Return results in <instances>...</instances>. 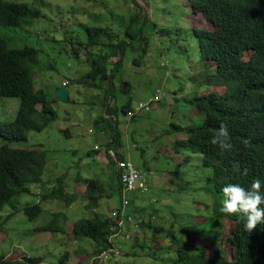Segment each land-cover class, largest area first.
Returning <instances> with one entry per match:
<instances>
[{"label":"rangeland","instance_id":"obj_1","mask_svg":"<svg viewBox=\"0 0 264 264\" xmlns=\"http://www.w3.org/2000/svg\"><path fill=\"white\" fill-rule=\"evenodd\" d=\"M9 1L27 3L36 10V16L27 15V21L21 26L0 24V35L9 48L30 45L38 49L37 62L30 68L34 87L44 89L54 99L52 105L57 113L45 129L29 130L26 140L11 142L10 146L45 150L44 178L49 183H56L62 177L68 191L82 195L85 185L78 184V175L106 181L117 170L115 153L110 155L112 159L106 153L110 129L107 126L102 131L95 124L97 118L106 116L103 105L107 101L105 96L110 90V81H97L99 86L84 82L90 57L87 46L83 45L87 43L88 27H103L106 30L100 33L99 40L121 43L125 48L122 62L114 71L111 84L115 90L108 104L120 108L131 100L135 106L138 101L152 97L157 88L163 93L150 112L140 111L133 120L120 109L116 112L123 135L120 154L144 171V166L150 171L144 191H125V197L135 198L139 213H134V222H124L117 235H110L112 252L102 264H170L171 250L166 248L170 239L165 230L155 232L152 238L155 225L163 228L172 225L177 234L189 229L194 236L188 237V241L204 243L209 255H219L217 244L194 232L200 230L199 227L192 228L205 221L219 205L217 195L206 182L210 170L196 159V163L191 162L188 168H179L177 172L176 164L181 156L176 152L175 141L186 135L174 127L202 122L190 99L195 93H207L211 88L207 90L199 81L204 65L198 61L193 28H211L210 23L201 14H194L186 0ZM139 7L142 11L138 20H145L146 24L142 29L135 24L129 25ZM248 55L249 52L244 57ZM66 80H71L67 84L69 99L62 102L56 91ZM127 86L129 89L123 92ZM19 105V97L0 96V121L13 120ZM2 142L0 140V144ZM94 144L99 145L98 153L88 155L87 151ZM38 186L32 185V191L37 194L24 193L19 196L20 202L33 203L40 199ZM120 199L115 187L112 195L101 199L98 210H116ZM83 200L80 196L69 207L64 201L45 199L41 201L42 213L33 220L21 211L16 212L0 226V254L17 259L26 253L41 257L39 264H57L59 257L67 252L68 264H83L94 246L84 240L79 243L83 248L78 249L77 241L70 234L73 222L90 216ZM60 210L66 218L58 219L57 225L53 223L52 226L65 232L36 229L48 224L53 213ZM10 212L12 206L6 204L0 217L3 219ZM140 219L145 224L140 225ZM231 227L232 223L223 220L218 229L220 237ZM217 228L208 226L206 229ZM220 249L223 250L222 244Z\"/></svg>","mask_w":264,"mask_h":264},{"label":"trees","instance_id":"obj_2","mask_svg":"<svg viewBox=\"0 0 264 264\" xmlns=\"http://www.w3.org/2000/svg\"><path fill=\"white\" fill-rule=\"evenodd\" d=\"M194 14H201L210 23L208 27H194L193 34L198 45L199 63L204 65V72L199 81L205 84L207 93H195L190 101L202 117V122L196 124L174 127L186 136L175 141L176 152L181 156L177 162L179 168H188L191 162L199 160L200 165L209 168L206 182L219 199V205L213 210L205 221L195 224L199 227L202 237L217 244L219 255L211 256L207 253L204 243L188 241L194 236L191 230L173 232L172 225L168 228L155 225V232L165 230L170 243L166 245L171 250L170 264H264V224H257L251 233L245 230L244 220L235 214L228 215L221 211L223 202L222 188L228 183L240 184L250 188L254 179L264 181V0H186ZM135 4V2H134ZM136 5V4H135ZM142 8L132 16L129 25L144 28L145 20L139 21ZM36 10L25 2L0 0V24L5 26H21L27 21L26 16L35 15ZM145 24V25H144ZM103 27H88L87 46L89 69L84 75V82L89 86H99L104 81H110V90L106 94L103 107L104 114L95 120V124L102 131L110 129L109 139L106 143V153L111 158L113 151L118 158L123 146L122 128L116 118L118 109L130 119H135L137 113L129 115L135 104L131 100L118 107L108 104V99L115 90L113 81L114 71L122 62L124 46L121 43H105L99 40ZM249 52L247 58L244 54ZM38 49L25 45L20 48H9L0 35V96H16L20 98V105L15 118L11 121H0V211L6 204L12 206V212L2 220L4 225L16 212H23L29 219L37 218L43 211L41 201L57 199L66 205L84 197V209L90 216L82 217L72 223L71 236L77 241L88 240L94 248L87 254L83 264H102L105 262L113 247L109 239L115 224L112 219L114 210L100 211V201L112 195L116 187L121 195L123 185L120 171L115 170L106 181L95 177L83 178L78 175V184L85 185L83 194L70 192L63 183L62 177L56 183H49L44 178L46 170L47 152L37 148H15L11 142L26 140L29 130H43L57 117L53 108L54 99L42 88L35 89L31 66L37 62ZM198 80L197 78H195ZM67 81V83H66ZM67 85L71 80H66ZM217 87H222L219 90ZM129 86L124 87L123 92ZM159 89V88H157ZM154 91V93L157 91ZM160 90V89H159ZM161 97L162 91L160 90ZM154 95V94H153ZM157 99L155 104L160 101ZM148 100V99H147ZM146 101V100H144ZM141 102V101H138ZM137 104V103H136ZM153 109L151 107L149 112ZM143 111V110H141ZM221 123L228 126L234 148L230 152L221 151L218 146L211 143L213 134L219 129ZM95 145L97 147H95ZM99 145L94 144L88 155L98 153ZM76 153V150H73ZM184 153V154H181ZM120 154V155H119ZM140 168V167H138ZM148 173L150 168L144 166ZM141 169V168H140ZM247 169V175L241 173ZM39 185V196L36 202L21 203L19 196L32 191V185ZM138 189L131 192H142ZM37 194V193H36ZM127 210L139 213V207L132 196H126ZM81 201V202H83ZM118 206L116 209H119ZM175 215V213H173ZM63 211L53 213L51 221L36 229L55 232H65L57 225L58 219H65ZM232 223L229 231L220 236L222 221ZM145 224L140 222V225ZM150 225V224H148ZM218 227L215 230L206 229ZM222 244V249L220 246ZM172 246H174L172 248ZM83 248L81 245L78 249ZM108 252L106 258H100L103 251ZM7 254H0V264H39L41 257H32L24 253L21 258L8 259ZM68 253L62 254L57 264H68ZM115 264H137L134 262Z\"/></svg>","mask_w":264,"mask_h":264},{"label":"clouds","instance_id":"obj_3","mask_svg":"<svg viewBox=\"0 0 264 264\" xmlns=\"http://www.w3.org/2000/svg\"><path fill=\"white\" fill-rule=\"evenodd\" d=\"M211 143L218 146L221 151H232L234 144L226 123L220 124L219 129L213 134ZM247 172L248 170L244 169L241 174L247 175ZM222 193L221 211L242 218L246 231L251 233L257 224H264V181L256 178L247 189L240 184L228 183L223 186Z\"/></svg>","mask_w":264,"mask_h":264},{"label":"built area","instance_id":"obj_4","mask_svg":"<svg viewBox=\"0 0 264 264\" xmlns=\"http://www.w3.org/2000/svg\"><path fill=\"white\" fill-rule=\"evenodd\" d=\"M161 97L160 90L154 93L152 97H150L146 101L138 102L134 107L133 110L129 112V115H132L138 111H148L153 107L157 99ZM95 147H97L95 145ZM111 155L114 153L110 151ZM114 159L116 160L117 170L120 171V179L123 185L122 189V202L119 209H116L112 213V219L115 220V224L111 227L112 233L111 235H117L121 231L122 224L124 222H134L136 218L133 216L131 212H128L127 206L128 201L127 198L124 196L125 191H134L138 189H145L147 183L148 174L144 172L142 169L138 168L134 165L129 159L126 158H118L116 155ZM142 219L139 220L141 222ZM108 256V252L105 250L100 255V258H106Z\"/></svg>","mask_w":264,"mask_h":264},{"label":"water","instance_id":"obj_5","mask_svg":"<svg viewBox=\"0 0 264 264\" xmlns=\"http://www.w3.org/2000/svg\"><path fill=\"white\" fill-rule=\"evenodd\" d=\"M56 95L62 102H66L69 99V89L67 85L62 84L57 88Z\"/></svg>","mask_w":264,"mask_h":264}]
</instances>
